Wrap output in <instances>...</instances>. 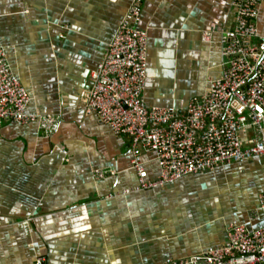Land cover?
I'll use <instances>...</instances> for the list:
<instances>
[{
    "label": "crops",
    "instance_id": "1",
    "mask_svg": "<svg viewBox=\"0 0 264 264\" xmlns=\"http://www.w3.org/2000/svg\"><path fill=\"white\" fill-rule=\"evenodd\" d=\"M149 106L186 109L221 77L231 0H143ZM257 26L264 40V0ZM133 0H0L8 61L38 125H0V264H168L222 246L231 223L264 227V159L138 189L131 142L85 108L92 74ZM255 129L242 139L251 145ZM149 179L159 176L144 154ZM98 172L114 173L104 178Z\"/></svg>",
    "mask_w": 264,
    "mask_h": 264
},
{
    "label": "built area",
    "instance_id": "2",
    "mask_svg": "<svg viewBox=\"0 0 264 264\" xmlns=\"http://www.w3.org/2000/svg\"><path fill=\"white\" fill-rule=\"evenodd\" d=\"M143 5V0H133L92 74L91 91L83 96L89 113L116 136L130 140L138 189L150 191L223 165L264 159V40L257 26L259 0H231L235 27L223 35L222 75L211 80L208 92L186 109L146 102L149 34L141 28ZM30 104L0 34V125L36 124L47 136L58 132L61 118L30 113ZM251 128L258 138L246 145L242 135ZM145 153L152 154L158 164L160 173L154 180L149 179ZM109 174L98 172V177ZM260 210L264 213V193ZM168 264H264V227L249 230L244 224L231 223L222 246Z\"/></svg>",
    "mask_w": 264,
    "mask_h": 264
}]
</instances>
